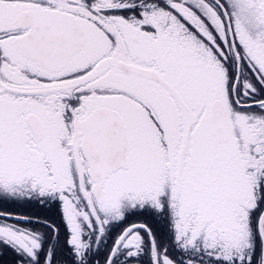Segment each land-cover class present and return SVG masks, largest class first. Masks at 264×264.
I'll use <instances>...</instances> for the list:
<instances>
[{
	"label": "snow or ice",
	"instance_id": "snow-or-ice-1",
	"mask_svg": "<svg viewBox=\"0 0 264 264\" xmlns=\"http://www.w3.org/2000/svg\"><path fill=\"white\" fill-rule=\"evenodd\" d=\"M0 264H264V0H0Z\"/></svg>",
	"mask_w": 264,
	"mask_h": 264
}]
</instances>
